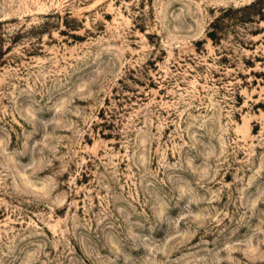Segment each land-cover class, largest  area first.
<instances>
[{
	"label": "rangeland",
	"instance_id": "obj_1",
	"mask_svg": "<svg viewBox=\"0 0 264 264\" xmlns=\"http://www.w3.org/2000/svg\"><path fill=\"white\" fill-rule=\"evenodd\" d=\"M0 264H264V0H0Z\"/></svg>",
	"mask_w": 264,
	"mask_h": 264
}]
</instances>
